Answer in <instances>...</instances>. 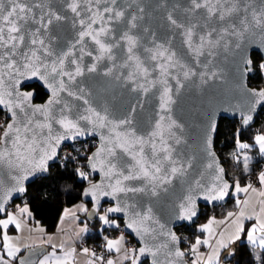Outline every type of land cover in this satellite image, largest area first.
Segmentation results:
<instances>
[{
	"label": "snow or ice",
	"instance_id": "1",
	"mask_svg": "<svg viewBox=\"0 0 264 264\" xmlns=\"http://www.w3.org/2000/svg\"><path fill=\"white\" fill-rule=\"evenodd\" d=\"M255 81L264 0H0V264H264Z\"/></svg>",
	"mask_w": 264,
	"mask_h": 264
},
{
	"label": "trees",
	"instance_id": "2",
	"mask_svg": "<svg viewBox=\"0 0 264 264\" xmlns=\"http://www.w3.org/2000/svg\"><path fill=\"white\" fill-rule=\"evenodd\" d=\"M253 86L261 87L264 86V81H255L253 82ZM37 91H42L41 89L37 88ZM45 97H41V100ZM41 102V101H37ZM264 120V117L261 118ZM255 131V129H253ZM232 132V120L224 118L219 121L218 125V136L215 139V149L217 151L218 155H222L223 157H227L229 152L234 150V142L232 140L231 136ZM53 175H55V172H53ZM44 183H48L45 181ZM67 182L65 184H61L60 190L62 193H66ZM55 182L53 181L49 187L40 189V184L37 183L36 186L31 189L33 193H35L37 190L40 191L39 199L32 202V207L34 209V215L37 219L41 221V223L48 228L49 232L55 231V224L57 222L58 214L62 207H65L67 202L68 195L62 194L57 198L56 193H54L51 189L55 187ZM228 208L231 207V205H227ZM225 209H220V212H223ZM181 231L187 235L188 233L181 229ZM10 234L12 232L10 231ZM89 246L95 247V243H90ZM244 259H247V256L245 255Z\"/></svg>",
	"mask_w": 264,
	"mask_h": 264
},
{
	"label": "water",
	"instance_id": "3",
	"mask_svg": "<svg viewBox=\"0 0 264 264\" xmlns=\"http://www.w3.org/2000/svg\"><path fill=\"white\" fill-rule=\"evenodd\" d=\"M33 84H38L37 81H32ZM199 104V98L191 93H184L178 98V103L175 106V114L181 117L185 122L190 123L196 117L194 116L193 109ZM149 110H151L152 105H149ZM227 119H230L228 117ZM218 125L221 120L220 116L217 117ZM215 146V140H214ZM216 150V149H215Z\"/></svg>",
	"mask_w": 264,
	"mask_h": 264
},
{
	"label": "crops",
	"instance_id": "4",
	"mask_svg": "<svg viewBox=\"0 0 264 264\" xmlns=\"http://www.w3.org/2000/svg\"><path fill=\"white\" fill-rule=\"evenodd\" d=\"M71 203H73V202H72V201H71V202H70V201H67L65 207H66V206H70Z\"/></svg>",
	"mask_w": 264,
	"mask_h": 264
},
{
	"label": "rangeland",
	"instance_id": "5",
	"mask_svg": "<svg viewBox=\"0 0 264 264\" xmlns=\"http://www.w3.org/2000/svg\"><path fill=\"white\" fill-rule=\"evenodd\" d=\"M67 201H70V202L72 201V202H74L73 200H71V199L69 198V196L67 197Z\"/></svg>",
	"mask_w": 264,
	"mask_h": 264
}]
</instances>
